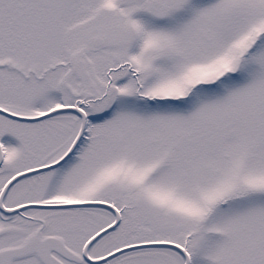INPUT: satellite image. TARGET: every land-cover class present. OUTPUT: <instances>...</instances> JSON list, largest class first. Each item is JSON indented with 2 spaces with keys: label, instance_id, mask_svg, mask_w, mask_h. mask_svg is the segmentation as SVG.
<instances>
[{
  "label": "snow or ice",
  "instance_id": "6c2138e0",
  "mask_svg": "<svg viewBox=\"0 0 264 264\" xmlns=\"http://www.w3.org/2000/svg\"><path fill=\"white\" fill-rule=\"evenodd\" d=\"M0 264H264V0H0Z\"/></svg>",
  "mask_w": 264,
  "mask_h": 264
}]
</instances>
